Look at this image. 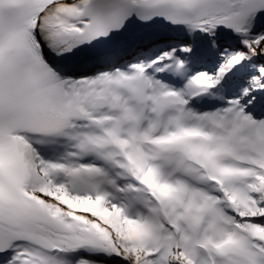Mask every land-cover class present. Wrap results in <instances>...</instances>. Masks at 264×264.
<instances>
[{
	"label": "snow or ice",
	"instance_id": "1",
	"mask_svg": "<svg viewBox=\"0 0 264 264\" xmlns=\"http://www.w3.org/2000/svg\"><path fill=\"white\" fill-rule=\"evenodd\" d=\"M0 264H264V0H0Z\"/></svg>",
	"mask_w": 264,
	"mask_h": 264
}]
</instances>
